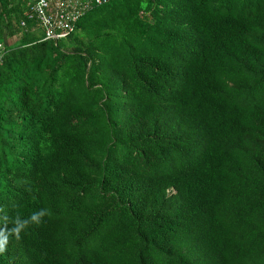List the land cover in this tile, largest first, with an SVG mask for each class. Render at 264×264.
<instances>
[{
	"label": "trees",
	"instance_id": "1",
	"mask_svg": "<svg viewBox=\"0 0 264 264\" xmlns=\"http://www.w3.org/2000/svg\"><path fill=\"white\" fill-rule=\"evenodd\" d=\"M25 7L0 0V264H264V0H107L60 41Z\"/></svg>",
	"mask_w": 264,
	"mask_h": 264
},
{
	"label": "built area",
	"instance_id": "2",
	"mask_svg": "<svg viewBox=\"0 0 264 264\" xmlns=\"http://www.w3.org/2000/svg\"><path fill=\"white\" fill-rule=\"evenodd\" d=\"M106 3L107 0H35L26 5V21H22L20 27L25 29L26 22H30L40 31L43 41L64 40L85 14ZM1 57L0 45V62Z\"/></svg>",
	"mask_w": 264,
	"mask_h": 264
},
{
	"label": "clouds",
	"instance_id": "3",
	"mask_svg": "<svg viewBox=\"0 0 264 264\" xmlns=\"http://www.w3.org/2000/svg\"><path fill=\"white\" fill-rule=\"evenodd\" d=\"M45 215V210H40L39 212L33 213L28 219H17V228L15 230H19V228L25 227L29 223H39L40 219Z\"/></svg>",
	"mask_w": 264,
	"mask_h": 264
},
{
	"label": "crops",
	"instance_id": "4",
	"mask_svg": "<svg viewBox=\"0 0 264 264\" xmlns=\"http://www.w3.org/2000/svg\"><path fill=\"white\" fill-rule=\"evenodd\" d=\"M32 27H33V25H32ZM32 27H31V29H30L29 31H30L31 34H33V35L35 34V35H36L35 29H34V27H33V28H32ZM18 38H20V37L18 36V37H17L16 39H14L13 41L9 40L8 43H7L8 46H13V44L16 43V40H18Z\"/></svg>",
	"mask_w": 264,
	"mask_h": 264
},
{
	"label": "rangeland",
	"instance_id": "5",
	"mask_svg": "<svg viewBox=\"0 0 264 264\" xmlns=\"http://www.w3.org/2000/svg\"><path fill=\"white\" fill-rule=\"evenodd\" d=\"M35 0H22V4H24L25 6L26 5H28V4H31V3H33ZM34 27V26H33ZM35 32H36V35L35 36H37V34H41L40 33V31H37V29H35Z\"/></svg>",
	"mask_w": 264,
	"mask_h": 264
}]
</instances>
